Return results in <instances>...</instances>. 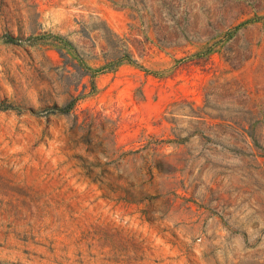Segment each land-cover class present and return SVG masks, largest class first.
<instances>
[{"label": "rangeland", "instance_id": "374dc122", "mask_svg": "<svg viewBox=\"0 0 264 264\" xmlns=\"http://www.w3.org/2000/svg\"><path fill=\"white\" fill-rule=\"evenodd\" d=\"M0 264H264V0H0Z\"/></svg>", "mask_w": 264, "mask_h": 264}, {"label": "trees", "instance_id": "16d2710c", "mask_svg": "<svg viewBox=\"0 0 264 264\" xmlns=\"http://www.w3.org/2000/svg\"><path fill=\"white\" fill-rule=\"evenodd\" d=\"M3 39L6 42H12V43L19 41V38L18 37H15V36H13L11 34H5V35H3ZM72 105H73V101L72 102H69L68 104H66L63 107H59V108L58 107H54V108H56L60 112L67 113V112L70 111Z\"/></svg>", "mask_w": 264, "mask_h": 264}]
</instances>
